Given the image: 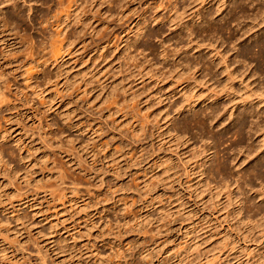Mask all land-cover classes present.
Wrapping results in <instances>:
<instances>
[{
    "label": "rangeland",
    "instance_id": "rangeland-1",
    "mask_svg": "<svg viewBox=\"0 0 264 264\" xmlns=\"http://www.w3.org/2000/svg\"><path fill=\"white\" fill-rule=\"evenodd\" d=\"M0 24V264H204L230 121L264 107V0H0Z\"/></svg>",
    "mask_w": 264,
    "mask_h": 264
},
{
    "label": "bare ground",
    "instance_id": "bare-ground-1",
    "mask_svg": "<svg viewBox=\"0 0 264 264\" xmlns=\"http://www.w3.org/2000/svg\"><path fill=\"white\" fill-rule=\"evenodd\" d=\"M3 23H5V22L3 21ZM10 32H11V30H10ZM188 32H187V34H188ZM191 34H188V35L190 36ZM204 68H205V66H204ZM263 84H264V82H263ZM262 87H264V86H262ZM246 106H244V107H246ZM241 107L237 106V107H235V110L236 109L238 110ZM214 113L212 112V113L205 114V117H210L209 121L211 120V123L213 122L214 124L213 123L212 124L215 125V126L224 125L225 122L222 121L224 117L220 118V117L217 116L216 113L215 114ZM251 113L263 114L264 113V107L259 108V106H256V104H255L254 106H251V108H247V107L246 108H241L240 111L236 115H234V117L230 121L233 124V128L230 129L229 131L227 130L228 133H229V136L232 137V138H228L227 139V140H229V143H228L227 147L230 150V154H229V152H228V154L231 157L229 159L230 160L229 162H230V164H232V167H235L237 169L236 170V174H234V172L232 174L229 170H228L229 173H227V172H226V174L225 173H220L221 174V176H220L221 177L220 185L215 184V185H213L214 187L212 185L211 186L214 189L216 188L215 191H213V193L217 192L219 190H220L219 192H221V190H222V189H220L221 187H223V189L227 188L225 191L228 193V196L227 195H224V196H226L225 200H228V201H227V204L224 206L223 210L225 208H230L231 207L230 208L231 211L227 212L226 215L224 214L226 216V217L224 216L226 218L224 221L227 223L226 227L229 229L230 234L227 237L223 238L221 242L219 241L220 243H218V241H217L216 243H213V245L211 246L210 249H207L206 254H205L206 261H205L204 264H228V256H229L227 254L228 246L231 243H233V241L235 240V239H231L230 238L231 236H235L237 238V240H241V242H245V244L247 242L258 241L260 237L264 236V165L260 164L261 161L264 160V122H263L264 120L260 121V119L256 118V119H253V120L250 119L251 120L250 122H246L244 120L245 118L243 117L244 119L240 120L239 122H236V120H238L240 116H242L244 114H250L251 115ZM230 114H234V112L233 113L230 112ZM251 118H253V117H251ZM182 131H185V130L183 129ZM244 134H246L247 135V139L250 140L246 145H242V141L246 139V138L243 139L244 136H245ZM227 136H228V134H227ZM212 137H214V136H212ZM233 137L234 138L236 137V138L234 139ZM244 143L245 142H243V144ZM215 144H216V142H215ZM235 147H237V148H235ZM215 151H217V150H215ZM214 156L211 159V161L208 160V158H207L203 162L202 165H205L206 163H209V161H210L209 167H206V168L204 166L202 167L205 170L204 173L207 172L209 174L210 173L213 174V170L218 172V173L220 172L218 165L221 164L223 159L219 160L221 162L218 164L219 161L216 159L217 157H214ZM216 156H217V153H216ZM205 157H207V156H205ZM222 158H224V157H222ZM215 159H216V161H218L217 162L218 165L214 164ZM220 159H221V157H220ZM227 164H228V162H227ZM247 165H250V167L248 169L246 168ZM222 167H223V165L220 168H222ZM223 171H225V168H224ZM251 177H255V179L258 180L259 188L256 189V185H255V188H254L253 182L250 179ZM213 188L211 190H213ZM249 192H254L258 197H261L262 202L261 203L256 202L255 198H251V196L249 197L248 196ZM215 203H216V201H215ZM213 204H212L213 208H215L214 207L215 205H216V207L218 206L217 204H215V205H213ZM226 211H228V209ZM216 212H217V210H216ZM214 215L211 214V216H213L214 222L216 221L215 222L216 225L213 224L215 226V227H213L214 228L213 230H214V233L216 232V234H217V233L220 232L219 228L222 227L223 219L219 220L220 217L214 216ZM242 219H244L246 222H250L251 227H252L251 231H244V230H242V228L238 229L239 225L236 226L235 224L236 223L239 224L242 221ZM211 220H210V224L212 222ZM211 226H212V224H211ZM259 244L262 245L261 248H259V250L263 249L264 248V240L261 243H259ZM244 246L248 247L247 245H244ZM196 252H197L198 262H200L199 260H200L201 250L199 249V245H197V247H196ZM232 259H234V258H232ZM236 260H238V259H236ZM246 260L247 259H245V261ZM257 261H259V263H257ZM254 263L264 264V255H263V257H261V256L260 257L259 256H257V257L253 256L252 260L251 261L247 260L246 264H254ZM197 264H202V263H197ZM235 264H237V263H235Z\"/></svg>",
    "mask_w": 264,
    "mask_h": 264
}]
</instances>
